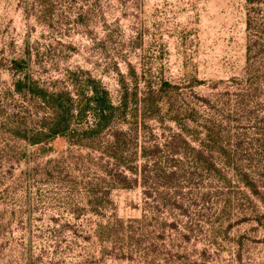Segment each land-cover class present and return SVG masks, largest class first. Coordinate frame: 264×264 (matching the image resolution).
Here are the masks:
<instances>
[{"label":"rangeland","instance_id":"374dc122","mask_svg":"<svg viewBox=\"0 0 264 264\" xmlns=\"http://www.w3.org/2000/svg\"><path fill=\"white\" fill-rule=\"evenodd\" d=\"M25 74L66 136L30 141L55 111ZM94 88L126 106L85 137ZM0 264H264V0H0Z\"/></svg>","mask_w":264,"mask_h":264},{"label":"trees","instance_id":"16d2710c","mask_svg":"<svg viewBox=\"0 0 264 264\" xmlns=\"http://www.w3.org/2000/svg\"><path fill=\"white\" fill-rule=\"evenodd\" d=\"M15 67L18 66L17 62H14ZM16 89L21 90L22 87H26L30 93L33 95L39 96L44 102L52 105L55 115L50 122H45L44 128L36 131L32 136L29 137L30 141L33 143H40V142H48L58 136H66L67 132L70 129V122L68 117L72 115L73 112V98L66 92L63 93H54L49 92L39 81L33 80L30 76L24 75L22 79H18L15 83ZM94 94L91 97V101L94 102V106L92 110L94 111L95 115L97 116L96 127L89 128L82 132V136L85 137H93L95 136L96 132L108 125L109 119L117 114H123L125 110L126 104L114 105L110 104L109 101L105 98L107 94L106 91H98L96 88L93 90ZM65 97L63 100L62 98ZM62 101H66L68 104H64ZM90 107V104H87ZM86 110V107L79 108V113L82 114ZM117 133V132H116ZM119 139V140H118ZM117 139L116 150L113 153V157L116 160L117 164L126 163L125 157L123 156V147L121 144L123 140L121 138ZM176 140V141H175ZM175 140L167 142L166 147L170 150L176 152L181 147L182 148H190L191 150H196L187 140L182 138L181 136H175ZM148 150L145 148L143 150V156H146ZM197 156H201V153L197 151ZM142 172H139L137 169L130 168L131 174L134 175L137 180L141 176L142 184L144 186L147 185L149 179L151 178H159L160 180H166L167 183H171L175 180L176 172L170 171L166 172L163 168H161L158 164L153 165V169H149L148 165H143ZM122 170L120 173L116 175V182L118 185H123L124 187L132 186V182H129V178L124 175L125 172L122 174ZM139 175V176H138ZM138 176V177H137ZM129 183V184H128ZM147 195V192H145ZM154 197L155 194H151ZM158 196H155L152 203H148L149 209H155L160 211L161 208L171 209V207L178 208L182 213L186 212V209L182 206L176 204H169V202L163 201L162 205H160V201L157 200ZM147 201V200H146ZM158 201L157 204L153 202ZM147 203V202H146ZM145 203V204H146ZM147 205V204H146ZM173 223L161 224L162 228L165 226L171 227ZM183 238L185 240H189V236L187 234H183Z\"/></svg>","mask_w":264,"mask_h":264}]
</instances>
